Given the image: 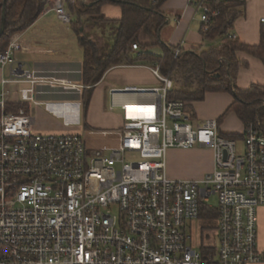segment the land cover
<instances>
[{
  "label": "built area",
  "instance_id": "built-area-1",
  "mask_svg": "<svg viewBox=\"0 0 264 264\" xmlns=\"http://www.w3.org/2000/svg\"><path fill=\"white\" fill-rule=\"evenodd\" d=\"M65 1L49 0L44 12L69 24ZM224 1L189 0L204 24L217 14L212 4ZM21 48L13 35L0 52V68L10 65L0 79V264H264L257 228L264 206L260 122L244 128L238 150L237 138L220 132L216 119L199 121L184 101L167 100L175 81L158 65H145L161 85L109 88V109L122 112L116 146L89 148L84 132H36L17 105L42 104L36 87L55 81L14 64ZM185 50L182 40L173 57ZM11 84L26 85L18 101L10 99ZM71 104L81 102L62 103ZM195 145L212 150V170L198 179L169 178L167 150ZM203 209L217 212L216 227L212 242L196 249L191 232Z\"/></svg>",
  "mask_w": 264,
  "mask_h": 264
},
{
  "label": "trees",
  "instance_id": "trees-1",
  "mask_svg": "<svg viewBox=\"0 0 264 264\" xmlns=\"http://www.w3.org/2000/svg\"><path fill=\"white\" fill-rule=\"evenodd\" d=\"M49 0H0V27L5 8L4 31L0 36V52L7 47L11 36L27 29L45 10ZM168 0H66L65 7L74 18L69 26L82 48V80L88 86L83 92L87 105L94 86L104 74L118 65H158L162 74L181 75L182 84L174 85L167 100H181L191 117L196 118L192 103L202 101L208 92H226L232 102L218 118L219 123L233 112L243 123L260 122L264 128V85L253 83L239 88L236 79L247 62L239 58L245 53L257 58L264 66V23H261L259 42L246 44L234 38V23L245 13V0H227L213 3L217 14L207 24L201 23L203 45L186 49L174 58V47L159 37L166 16L162 7ZM114 3L121 8L119 19H106L101 8ZM206 27V29H204ZM98 36V37H96ZM96 37V38H95ZM146 38H153V41ZM139 49L133 51L131 45ZM162 47V54L149 52L153 46ZM22 105H17V107ZM238 138V134H226ZM215 210L203 209L200 218L216 219Z\"/></svg>",
  "mask_w": 264,
  "mask_h": 264
},
{
  "label": "crops",
  "instance_id": "crops-1",
  "mask_svg": "<svg viewBox=\"0 0 264 264\" xmlns=\"http://www.w3.org/2000/svg\"><path fill=\"white\" fill-rule=\"evenodd\" d=\"M245 2V16L237 18L234 23V32L240 41L246 44H257L260 36L261 18H264V0H245ZM162 12L166 16L165 25L159 31V37L163 42L175 47L183 40L186 49L198 47L201 44L203 45L204 42L199 32L201 22L198 13L195 11V7L189 0H168L162 7ZM101 14L106 19H119L121 17V8L117 4L106 3L101 8ZM70 15L71 18H74L72 14ZM14 35L22 43L21 50L14 54V64L22 63L31 69L34 76L52 78L55 81V85H38L36 87L38 99L43 102L42 104L22 105L24 109L26 105L29 107L44 106L48 112H51L50 115L44 112L45 115L42 117L41 122H37L36 117H32L29 114L31 116L33 130H41L39 132L44 133L84 132L89 148L104 149L116 146L120 139V133L118 131L123 123L122 112L121 114L117 112L120 115L118 124L106 123V126L112 125V127L106 128L107 130L102 131L101 135L96 138L89 131L90 129L85 119L81 122L79 115V108L84 107L85 109L87 106L83 100V92L87 87L77 89L76 86H62L58 82L67 81L73 83V85L84 84L82 80V48L71 27L59 21L53 12L45 13L43 11L32 25ZM146 39L153 41V38ZM239 58L247 62L248 66L239 70L236 85L239 88H247L253 83L264 85V66L261 61L245 53H239ZM118 68L142 69L143 72H146V69L149 70L145 65H118L110 68L104 74L103 78L109 76V79L115 80L117 77L115 70ZM9 69L10 65L0 68V79L9 76ZM127 73L126 79H116L120 83L116 87L140 85L142 81L141 76H143L142 72L138 74V72L128 71ZM25 86V84L8 85L6 88L11 93L10 99L18 101L19 89ZM232 100V96L226 92L206 93L202 101L192 103L196 119L199 121L205 119L218 120ZM64 102H81V104L64 106L62 105ZM115 109L120 110L119 107L113 110ZM51 114L55 116H51ZM59 117H61L60 121L58 119ZM64 119L69 123L68 126H64ZM218 127L219 131L225 134L241 135L244 130L243 123L233 112L227 114L218 123ZM106 133H110L113 137L107 136ZM170 174L175 176L173 173ZM257 216L258 247L264 250V206H260L257 209Z\"/></svg>",
  "mask_w": 264,
  "mask_h": 264
},
{
  "label": "rangeland",
  "instance_id": "rangeland-1",
  "mask_svg": "<svg viewBox=\"0 0 264 264\" xmlns=\"http://www.w3.org/2000/svg\"><path fill=\"white\" fill-rule=\"evenodd\" d=\"M245 16V13L242 15ZM67 25V24H66ZM69 25V24H68ZM98 37V36H96ZM95 37V38H96ZM149 52L160 55L162 54V47L159 45L153 46L148 49ZM128 71L142 72L141 76L142 81L138 86L144 87H154L159 86L162 83L156 79L152 73L146 69V72H143L142 69H127V68H118L115 70L117 72V80L126 79ZM171 78L175 81L176 86L182 84L181 75H174ZM109 79V76L104 77L93 90L90 100L86 108H79V115L81 122L85 119L89 131L94 137H99L101 132L107 130L106 128L112 127L106 126V123H117L120 121L121 110H109L110 105V95L109 88L116 87L120 85L117 80ZM139 84V83H138ZM122 85V84H121ZM24 107V106H23ZM25 110L32 117H36L37 122H41L42 117L45 115L44 112L50 115L51 112H48L44 106H25ZM51 116H55L51 114ZM59 121L61 117L58 118ZM39 132L41 130H34ZM103 134V133H102ZM107 136H112L110 133H106ZM224 134V133H223ZM113 137V136H112ZM237 149L240 150L242 139L237 138ZM105 146V145H103ZM213 155L211 149L208 147H200L195 145L188 149L182 148H170L166 153V174L169 178L173 179H198L202 178L203 175L212 168ZM170 173H173L175 176H172ZM209 203L213 206H216V198L212 196L209 200ZM216 227V220L212 218H201L196 220L193 223V229L191 232L192 241L191 245L198 249L202 243H211L214 230ZM201 231H200V229ZM201 237V238H200Z\"/></svg>",
  "mask_w": 264,
  "mask_h": 264
},
{
  "label": "water",
  "instance_id": "water-1",
  "mask_svg": "<svg viewBox=\"0 0 264 264\" xmlns=\"http://www.w3.org/2000/svg\"><path fill=\"white\" fill-rule=\"evenodd\" d=\"M6 0H4L5 3ZM4 24H5V8H3V14H2V23H1V27H0V36L4 31Z\"/></svg>",
  "mask_w": 264,
  "mask_h": 264
}]
</instances>
